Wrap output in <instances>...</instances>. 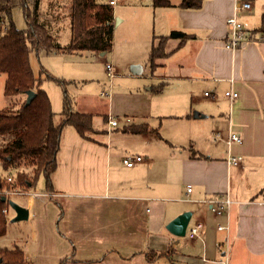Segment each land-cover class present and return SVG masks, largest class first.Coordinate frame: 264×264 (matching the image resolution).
Wrapping results in <instances>:
<instances>
[{"label": "crops", "instance_id": "0c3cea01", "mask_svg": "<svg viewBox=\"0 0 264 264\" xmlns=\"http://www.w3.org/2000/svg\"><path fill=\"white\" fill-rule=\"evenodd\" d=\"M241 1L250 8L238 9ZM128 4L133 38L142 39L136 43L147 57H130L127 76L144 77L147 85L102 89L108 97L98 113L106 121L118 118V126H92L87 137L63 127L52 192L29 187L17 202L28 209L20 220L27 224L9 248L23 251L24 264H161L163 258L170 264H264V41L257 38L264 33V0H202L197 9L154 7L151 0ZM233 15L254 38L227 48L226 20ZM121 16H114L115 25ZM173 30L189 37H167L165 56L151 62L153 38ZM107 63L112 76L119 74L117 63L105 62V70ZM58 73L67 85L76 84L73 75ZM70 97L75 109L93 114L91 104ZM164 121L172 129L164 131ZM145 123L143 133L123 130ZM230 132L241 142L228 144ZM136 155L142 160L123 163ZM230 155H240V162L229 164ZM221 195L231 204L217 214L210 200ZM184 211L191 212L187 227L203 224L196 238L166 228Z\"/></svg>", "mask_w": 264, "mask_h": 264}, {"label": "trees", "instance_id": "16d2710c", "mask_svg": "<svg viewBox=\"0 0 264 264\" xmlns=\"http://www.w3.org/2000/svg\"><path fill=\"white\" fill-rule=\"evenodd\" d=\"M42 0H0V73L5 74L3 93L9 97L8 104L0 109V162L3 167L18 169L17 180L26 187L34 185L39 175L45 179L44 192H52V174L57 168V152L60 148L61 131L71 125L82 137L93 130L92 114L81 112L73 107V101L65 86L69 81L52 76L41 69L36 76L30 63V53L61 52L76 53L85 50L108 52L112 47L115 18L113 5L97 0H70L65 16L69 24V41L61 44L51 31L54 18L43 9ZM154 7L176 5L185 9H197L202 0H151ZM21 6L27 27L19 29L10 18L11 9ZM167 37L181 40L189 34L171 31L167 36L153 38L149 60L165 56L163 48ZM44 74L43 76H41ZM45 79H51L63 88L61 118L53 119L51 102L41 88ZM162 85L155 90L162 89ZM34 96L25 105L26 91ZM25 97L19 103L16 97ZM106 119V118H105ZM124 131L143 133L147 124H130ZM158 132V130H154ZM8 203L0 198V236L4 234L7 220L2 209ZM0 257L5 264H24L23 251L18 247L3 248ZM0 258V259H1Z\"/></svg>", "mask_w": 264, "mask_h": 264}, {"label": "rangeland", "instance_id": "374dc122", "mask_svg": "<svg viewBox=\"0 0 264 264\" xmlns=\"http://www.w3.org/2000/svg\"><path fill=\"white\" fill-rule=\"evenodd\" d=\"M99 2H107L106 0H97ZM70 0H42L41 6L43 9L52 13L54 18L60 17L57 22L53 23L51 26V31L56 35L57 40L61 43H66L69 39L68 27V19L65 14L68 11ZM125 4H115L113 6V13L120 19L124 15L126 16L123 22H120L118 25L114 26L113 30V38H112V47L111 50L101 55V52H93L89 50H85L82 52L76 53H65L62 55L58 52H34L30 53V63L33 69L34 74L37 76L41 69L45 70L47 66L49 67V73L52 76L57 75L59 71H63L65 75H73L75 77L76 84H69L65 86V89L69 95H72L76 100H78L79 104L86 105L91 104L92 114V126L98 127L100 130H106L107 126L111 127L108 122L104 119L100 113H98L101 108L102 103L100 101H105L108 95L101 94L102 89L112 91V92H121L127 91L128 89H136L138 86L141 87V90L144 89L146 83V79L141 76L130 77L128 75L127 66H125L126 62L130 57L134 56L141 52V45L137 44L136 41H141L140 38L136 36V41L133 38V33L131 30V26H129V19L127 16L131 14L133 11L132 5L128 4L131 0H124ZM10 18L15 26L19 29H24L27 27L25 16L23 13V9L21 6H14L10 12ZM128 29L126 30V28ZM126 37H131L129 41H126ZM140 55L146 56V53H140ZM147 61V58H145ZM105 62H111L115 66L119 67L117 75L109 77L106 75L105 70ZM71 69V72L66 73L65 70ZM42 74L41 76H43ZM58 76L60 74L58 73ZM4 78L5 74L0 73V109L4 108L8 102L9 97H6L3 93L4 86ZM64 79V78H62ZM133 80V81H132ZM69 81V80H67ZM139 83V84H138ZM43 90L47 93L50 102L51 109L53 111V119L55 122H58L61 118V109H62V97H63V88L56 84L51 79H45L43 82ZM41 84V87H42ZM138 84V85H137ZM45 88V89H44ZM110 89V90H109ZM112 89V90H111ZM25 96L19 95L16 97V101L19 103L23 100ZM83 102V103H82ZM96 106V107H94ZM86 107V106H85ZM94 107V108H92ZM163 121V120H162ZM107 122V124H106ZM123 124V123H121ZM119 125V124H118ZM117 125V126H118ZM172 129L169 121L163 122V130ZM168 131V130H167ZM161 132V129H160ZM212 140V138H211ZM213 141V140H212ZM220 141V140H219ZM219 141H213L214 143ZM116 142V144L114 143ZM161 142V141H160ZM118 141H113V145L117 146ZM140 147H136L134 149L139 150ZM17 172L18 169L14 167H3L0 162V190H4L5 188L8 190H12L13 188L19 187L22 190H26L29 192V187L24 186L17 180ZM10 177L12 182H8L7 178ZM33 191H43L45 190V179L43 175H39L34 185L30 187ZM1 193V192H0ZM7 196L6 199H10L15 202H19L21 197H26L25 195H16V194H6L1 193V196ZM29 197V196H28ZM6 209V210H4ZM13 213V209L9 207V205H5L2 209V214L5 216L7 223L4 234L0 236V247L1 248H9L14 243V240L20 236V229L22 228V224H27L22 221L10 222L11 214ZM29 222V221H27ZM1 258V257H0ZM33 260V257L30 258ZM166 259H161V264H170L167 263ZM0 264H5L3 259L1 258Z\"/></svg>", "mask_w": 264, "mask_h": 264}, {"label": "built area", "instance_id": "2783aa9c", "mask_svg": "<svg viewBox=\"0 0 264 264\" xmlns=\"http://www.w3.org/2000/svg\"><path fill=\"white\" fill-rule=\"evenodd\" d=\"M108 4L110 5H115L119 2H121L122 0H106ZM237 8L238 9H242V10H247L250 8V2L249 1H241L237 4ZM227 25L229 27V36L227 38V41L225 43V46L227 48H235L237 46H239L242 42L247 41L249 39L254 38V34H252L251 32H248L244 29L242 23L236 18L235 15L230 16L227 18L226 20ZM256 38V36H255ZM257 38L260 40L264 41V33H260L259 35H257ZM256 38V39H257ZM106 71L109 77H112V66L111 64H106ZM235 95V94H234ZM125 121L128 122L129 118H125ZM108 124L110 126H117L119 124V119L114 117V118H110L108 119ZM221 139V135L219 132H215L214 133V140H220ZM228 144H230L231 142H241V137L235 133V132H230L226 141ZM142 157L139 155L136 156H126L123 158V163L127 166H133L136 162L141 161ZM241 160V156L240 155H230L227 159L229 164L232 165H237ZM8 182H12V179L10 177L7 178ZM187 191H191V186L188 185L187 186ZM0 192L2 193H6V194H16V195H28L30 194V192L26 191V190H22L19 187L13 188L12 190H8V189H4V190H0ZM0 193V195H1ZM5 198H7V196L5 195ZM214 205H215V212L217 214H221L222 212H224L231 204V200L224 195L218 196L216 198H213L210 200ZM6 210V209H4ZM203 224L201 222H194L191 226L186 228V234L189 238H196L200 235V230L202 228ZM217 229L218 230H223V229H227V226L222 225V224H218L217 225ZM217 247H220V244H217Z\"/></svg>", "mask_w": 264, "mask_h": 264}, {"label": "water", "instance_id": "95a60500", "mask_svg": "<svg viewBox=\"0 0 264 264\" xmlns=\"http://www.w3.org/2000/svg\"><path fill=\"white\" fill-rule=\"evenodd\" d=\"M115 20V24H116ZM104 53V52H101ZM34 96V92L32 90L26 91V97H25V105H28L32 98ZM1 200L8 203L9 207L12 208L15 212V215L11 218V222L20 221V220H26L28 217V209L21 206L15 201H12L10 199H6L5 196H1ZM191 216L190 211H184L177 216H175L173 219H171L167 224L166 228L173 234L178 236H184L186 233V228L189 223ZM1 260V259H0Z\"/></svg>", "mask_w": 264, "mask_h": 264}]
</instances>
